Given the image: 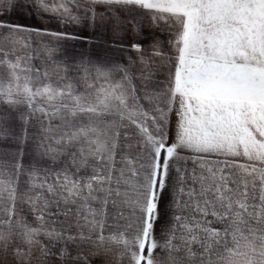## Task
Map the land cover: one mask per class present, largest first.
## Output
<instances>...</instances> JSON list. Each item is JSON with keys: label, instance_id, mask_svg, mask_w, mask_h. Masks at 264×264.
<instances>
[{"label": "snow or ice", "instance_id": "1", "mask_svg": "<svg viewBox=\"0 0 264 264\" xmlns=\"http://www.w3.org/2000/svg\"><path fill=\"white\" fill-rule=\"evenodd\" d=\"M0 264H264V0H0Z\"/></svg>", "mask_w": 264, "mask_h": 264}]
</instances>
